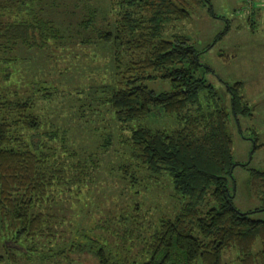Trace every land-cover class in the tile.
I'll return each instance as SVG.
<instances>
[{
    "label": "trees",
    "instance_id": "obj_1",
    "mask_svg": "<svg viewBox=\"0 0 264 264\" xmlns=\"http://www.w3.org/2000/svg\"><path fill=\"white\" fill-rule=\"evenodd\" d=\"M41 1L0 0V85H5L0 87V246L10 252L8 261H14L16 253L8 243L22 249L15 251L27 253L23 244L62 225L54 193L74 184V172L81 166L69 156L63 136L58 135L60 124L56 128L52 121L48 124L43 112L57 97L74 116L76 96L83 102L82 109L88 98V114L105 111L128 135L124 145L136 167L153 179L167 176L178 209L156 218L142 205L129 204L123 211L126 216L116 219L117 232H122L116 235L122 243L115 251L118 254L101 240L69 244L68 251L90 254L96 264H224L223 254L234 249L238 264H264V218L252 216L264 208L241 212L233 203L232 173L244 165L233 161L229 115L215 102L217 94L206 79L213 71L200 59L206 50L198 51L183 34H164L167 23L189 19L191 7L207 5L217 18L209 0H118L121 17L100 31L92 28L98 10L83 6L88 17L77 26L112 48L115 73L110 84L104 82L92 92L56 90L43 74L26 87L29 94L21 95L14 87L20 79L12 78V69L17 71V48L50 50L51 42L64 39L54 21L37 15ZM18 7L22 17L12 15ZM250 10L253 25L254 12L261 10ZM157 80L168 83V89L154 91L147 86ZM241 89V82L227 86L236 120L251 115ZM158 114L173 118L176 126L154 130L138 123ZM121 171L126 173L124 168ZM251 176L252 188L258 186L257 181L264 188V173L251 171ZM257 241L261 248L254 253Z\"/></svg>",
    "mask_w": 264,
    "mask_h": 264
},
{
    "label": "rangeland",
    "instance_id": "obj_2",
    "mask_svg": "<svg viewBox=\"0 0 264 264\" xmlns=\"http://www.w3.org/2000/svg\"><path fill=\"white\" fill-rule=\"evenodd\" d=\"M117 2L44 0L38 3L37 15L54 21L64 39L60 43L51 42L50 50L17 48L14 64L17 71L12 69V78L21 81L14 85L18 93L29 94L25 91L26 87L38 81L43 74H47V84L56 90L73 92L78 89L81 93L83 89H89L92 92L100 90L104 82L110 84L115 73L112 48L95 37L92 39L96 35L84 31L77 24L88 17L84 7L90 5L98 10L92 28L100 31L112 27V23L121 17ZM209 2L217 18L212 16L207 5L191 7L190 18L167 23L164 34L165 37L183 34L190 38L198 51L206 50L200 59L213 71L206 74V79L217 94L215 102L229 115L227 128L232 137L233 161L244 165L235 167L232 173L235 181L233 203L239 211L248 212L264 208L263 186L257 181L258 186L251 187V171L264 173V11L254 12L251 25L249 16L252 12L247 10L245 0ZM39 7L43 9L39 10ZM13 10L14 17H22L20 7ZM222 32L223 36L215 41ZM94 40L95 44L92 43ZM22 78H29V81L22 82ZM237 82L242 83L241 95L251 115L238 116L236 120L227 86ZM147 86L154 91L168 89V83L160 80L148 82ZM74 97L77 105L72 107L79 115L81 112L82 117H78L77 113L73 116L72 110L57 97L44 106L43 112L48 124L52 121L51 125L55 128L60 124L58 135L63 136L69 156L72 154L73 160L81 166L80 171L77 168L74 172V184L54 193V207L61 214L59 220L62 225L53 232H42V236L23 244L27 253L15 251L22 249L8 243L7 246L16 252L14 261H8L10 252L0 246V257L3 259L0 264H96L90 254L78 255L68 251L71 249L69 244L89 245L90 240L106 241L111 252L118 254L115 251L119 252L117 249L122 243L116 235L122 232H117L120 225L116 219L126 216L123 211H126L127 205L138 203L156 218L171 215L178 209V200L167 176L153 179L146 170L135 166L128 147L124 145L128 135L121 133L115 120L105 111L100 113L97 109L88 114V98L84 99L82 109L83 102ZM138 123L154 130H170L176 126L173 118L163 114ZM54 152H57V146ZM65 171L69 175L70 170L67 168ZM130 175L136 179L132 180ZM252 216L264 218V211ZM260 248L261 244L257 241L254 253ZM237 258V252L231 249L223 254V263L238 264Z\"/></svg>",
    "mask_w": 264,
    "mask_h": 264
},
{
    "label": "built area",
    "instance_id": "obj_3",
    "mask_svg": "<svg viewBox=\"0 0 264 264\" xmlns=\"http://www.w3.org/2000/svg\"><path fill=\"white\" fill-rule=\"evenodd\" d=\"M245 3L249 10L250 8L254 7L264 11V0H245Z\"/></svg>",
    "mask_w": 264,
    "mask_h": 264
}]
</instances>
